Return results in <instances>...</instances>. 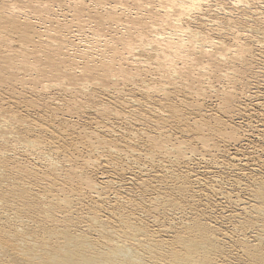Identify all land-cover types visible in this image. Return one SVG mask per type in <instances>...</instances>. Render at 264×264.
I'll return each instance as SVG.
<instances>
[{
    "label": "rangeland",
    "instance_id": "obj_1",
    "mask_svg": "<svg viewBox=\"0 0 264 264\" xmlns=\"http://www.w3.org/2000/svg\"><path fill=\"white\" fill-rule=\"evenodd\" d=\"M245 1L247 6L234 9L231 0H208L201 13H189L180 22L219 35L227 45L233 44L238 30V34L244 33L239 34L241 42L247 39L253 45V53L246 58L243 80L233 72L232 61L220 59L215 66L221 78L217 82L211 80L214 88L205 80L209 73L195 84L193 80L205 71L192 62L183 66L181 61L176 62V68L188 75L170 85L166 70L151 59L149 67L142 65L145 69L138 65L136 70L142 73L130 80L106 78L104 86L72 88L53 78L58 77L54 72L44 76L50 82L49 88L44 89L42 83L32 81L36 73L31 67L42 55L26 53L42 50L46 45L41 42L46 38L35 35L22 41L14 30L9 34L0 28V55L10 58L6 72L11 74L0 83V109L11 119L13 116L21 120L19 130L27 137H37L46 145L45 155L20 144L14 148L13 143L6 152H0V164L18 172L17 180L12 181L14 194L24 189L19 198L12 196L11 187L7 189L9 194L4 191L6 195L0 203V244L4 249L14 253L22 248L37 254H46V249L60 252L61 232L82 236L97 249L105 240L96 232L97 227L89 228L88 220L95 216L104 225L103 233L115 232L117 237L126 224L138 226L143 234L137 238L144 241L140 247L144 264H149L150 253L152 257L166 256L171 250L184 249L182 242L194 236V224L204 226L216 245L214 249L218 248L209 253L207 264L258 263L244 249L249 246L253 251L256 245L264 254V242L256 239L262 234L263 214L255 210L261 202L253 193L258 181H264V50L255 43L264 39V0ZM128 3L131 13L153 7V12L160 11L162 20L167 18L164 9L154 8L150 0L142 2L140 8L131 6L132 0ZM222 8L232 10L237 30L226 21L219 27L208 22L210 18H220ZM55 14L61 22L71 21V30L68 27L62 31L67 39L74 43L88 40L90 32L78 29V22H72L70 13L55 9ZM239 14L243 15L242 20L238 19ZM37 17L45 21L32 20L40 23V30L49 27L44 15ZM50 18L55 24V18ZM156 25L163 27L161 33L173 31L160 22ZM134 46L136 53L154 54L153 46L140 42H134ZM201 46L211 50L208 44ZM78 49L81 48L67 47L61 53L72 54ZM21 61L25 63L19 65ZM234 64L239 70V63ZM59 67L64 73L66 66ZM69 69L73 70L67 67L68 73ZM197 86L203 90L199 96L191 91ZM221 88L234 90L233 110L219 106ZM226 127L228 130L224 131ZM229 128L238 133L233 138L235 142L228 135L222 136ZM200 138L207 141L206 145ZM153 139L160 142V148L154 147ZM178 143L185 145L182 144V151L172 148ZM81 171L90 177L91 189L71 181ZM55 198L67 201L59 208L55 206L50 219L35 208H43ZM31 202L35 205L30 206ZM245 220L252 224L245 228ZM115 235L111 238L116 239ZM131 242L136 244L135 239ZM156 259L160 261L152 262L169 264L162 257Z\"/></svg>",
    "mask_w": 264,
    "mask_h": 264
},
{
    "label": "bare ground",
    "instance_id": "obj_2",
    "mask_svg": "<svg viewBox=\"0 0 264 264\" xmlns=\"http://www.w3.org/2000/svg\"><path fill=\"white\" fill-rule=\"evenodd\" d=\"M89 1L93 5H87L85 0L0 1L1 31H7V33L11 34V31L14 30L15 33L19 34V38L22 41L33 38L35 35L38 36V38H46L45 41L41 42V44H45L46 47H44L42 50L29 51L26 53V55L31 53H39L42 55V57L37 58V62L31 63V67L36 73V76L32 81L42 83L44 89H48L50 85V82L44 76L54 72L60 78L57 76H54L53 78L65 81L67 83L66 86L72 88L78 86L86 89L87 86H104L107 84V82H105L106 78L108 79L115 77L122 79L123 81L130 80L134 76H138L139 72L142 73V71H138V65L141 67L142 65L148 66V63L151 59H154L158 63L157 66L159 68L166 70L165 72L168 74V81L170 85L175 84L178 79H181V77L188 75V72H181L180 68H176L177 61H181L183 66L192 62L196 64L197 67H200V69L205 71V73L198 75L199 77L196 81L193 80L195 84L197 82L199 83L200 78H203L207 75V73H209L208 78L205 80L207 81V85L209 87L214 88L212 86L213 82L211 80H215L217 82L221 78L219 75L220 70L218 66H215V64L219 62L220 59H222L221 61L223 62L232 61V66H234L233 72L238 73V76H240L239 80H243V75L245 73L244 69L247 62L246 58L247 55L253 53V45H250L247 42V39L241 42L240 35L244 33H239L240 35L238 34L237 27L235 28L237 23L234 21L233 12L231 9L222 8L220 10L222 12L220 18H210L208 21L213 25V27H219L221 24H224L225 21L228 26H231V24L234 26L235 30H237V36L235 35L236 38L234 39L233 44L227 45L228 43L226 44L219 35L207 34L199 27H191L189 22H185L184 24L180 23L181 20L184 19L185 16H188L189 13H201L203 11V7L209 4L208 0H150L153 4H155L154 8L159 7L164 9L163 13H166L167 18L163 20L160 18V11L153 12V7L149 10L143 9L144 11L141 13H131L130 9L128 8L130 5L128 1L130 0H116L117 2L113 0L115 2L114 4H111L109 2L110 0H95V2L92 0ZM144 1L146 0H132L133 3L131 6L140 8L142 7L141 3ZM231 1L236 6L234 9H238L241 5H248V2L245 0ZM55 9H62L67 13H70L72 22H78V25H75L78 27V29H85L84 31L87 30L90 32L89 35H87L88 40L82 42L80 39L81 42L74 43L75 41H71L70 38L67 39L66 37L68 36H64L62 31H67L68 27L71 30L69 26L71 21H65L64 19L63 22H61L59 19H57ZM32 14L35 17L32 18ZM43 15L45 16L46 22L48 21L50 25L49 27L44 26L41 28L42 30H40V23L38 21L37 23L32 22V20L37 19L44 23L45 21L43 19L42 21L41 19H38L39 17H37ZM242 16V14H239L240 18L238 19H241ZM50 17L55 18V24L51 22L52 19ZM156 22L170 26L172 28L171 30L173 31L168 34L161 33L163 27H158ZM249 28L251 31L254 30L253 26ZM150 34H153V36L150 37ZM245 37L246 35L244 38ZM78 38L76 39L78 40ZM263 40H257L256 42L254 41L257 43L259 50H264ZM192 41L195 42L193 43ZM134 42H140L143 43V45L149 47L153 46L151 48L152 51H154V54L144 55L141 52L136 53ZM199 44L200 46H198ZM202 44H208L211 50H205L201 46ZM67 47H76L81 49H78V52H74L72 54H69L67 51L65 53H61V50L67 49ZM153 48L155 49L153 50ZM190 48L192 49L190 50ZM100 49L103 50L101 51ZM26 55L23 54L22 59L25 60ZM95 56L96 58H94ZM42 58L44 60H42ZM49 58H53V61H50ZM9 59L10 58L7 56L0 55V83L3 80H7L11 76V74L6 72ZM115 59L117 60L116 63H114ZM76 60L83 61V63L81 64ZM236 62L239 63V70L235 68L237 66L234 63ZM21 63H25V61H21L18 64L20 65ZM135 64L137 66H135ZM61 65H63V67L66 66V68H73V70L69 69L71 72L68 73V69L66 70L64 67L65 72H60V70H63L61 67H59ZM132 65L136 68H133ZM144 67H142V69ZM158 67L157 69L159 70ZM74 70H77L78 73L74 72ZM92 81L96 83L91 84ZM186 88L189 87L186 86ZM161 91L163 92L165 90L161 89ZM191 91L194 93V95L199 96V92L203 90L197 86L192 88ZM219 91L221 94L218 103L219 106L224 107L225 110H229L232 107L231 104L233 99L236 97L234 90L221 88ZM20 121L21 120H19L18 117L13 119L12 116L11 119L7 116L6 112L0 109V152H6L7 149H9L7 147H12L13 143L14 148L20 144L27 148H33L36 151H41V154L45 155L46 152H44V147L46 145H44L45 143L42 142L43 140L39 141L37 137H27L26 134L19 130L22 126ZM226 129L228 130L226 127L224 131H226ZM232 129L229 128L227 134L223 131L224 133L222 136L228 135L231 141L233 138H237L236 134L238 133L235 134L233 131L234 129ZM200 140L203 141L204 139L200 138ZM152 141L156 142L157 140L153 139ZM155 142L154 147L157 148L158 146L160 148V142L157 141L156 144ZM203 142L202 145H204L207 141L205 140ZM182 144L183 143H178V146L176 147L172 145V148L175 151H182V146L184 145ZM51 160L52 159H50V161ZM12 170V168L6 170V167L0 164V203H2L1 201L4 200V195H6L5 192L7 194L11 192L12 196L17 198L24 194V189L16 190L17 194H14L15 190L12 189V181L17 180L16 175H18V172H13ZM71 181L89 189L92 188V181L85 172L81 171L77 173L74 178L71 179ZM4 183H6L5 188L2 187V184ZM8 187H11L10 189H12L10 192L7 190ZM253 193L255 199H258V201L261 202L260 206L257 205L258 207L254 208L260 214H263L261 222L262 234H259L257 236L258 238H256L258 240L257 242L261 243L264 242L263 180L258 181L257 188H255ZM51 201L47 203L48 205H42L43 208L35 207L48 219L52 217L51 211H53L56 207H61V204L66 203L67 200H59L55 198L52 202ZM29 205L33 206L35 204L34 202H31ZM243 210L246 211L247 207ZM88 222L89 228L92 227L94 229V226L97 227V230L95 229L96 232H99L100 234H98L103 240H105V243L97 249H93V244L85 240L82 236H75L69 234L68 232H61L62 241L59 244V247L61 248L60 252L46 249V254H37L22 248L21 251L14 253L13 250L4 249L0 244V264H144L145 257L143 253L141 254L140 250V247L144 244V241L142 240V242L140 241L141 239L137 238L138 235L142 234L137 225V227H135V225L132 226V224H126L125 227H122L121 231L118 232L120 237H117L115 232L114 234L113 232L112 234L108 233L110 236H108L107 233H103L105 232L104 225H102L103 223L99 222L95 216H92ZM251 224V220H245L242 223L244 227L246 225L250 226ZM191 229V233H193L194 236H192L189 240H183L182 244L184 245V249L182 248V254H180L182 250H171L166 256H155L154 254L152 257V255L150 256V253L147 258L150 261L149 264H157L152 261H154V259L157 261L158 259L156 258H158V256L159 258H164V260H169V264H207V257L209 256V253H212V250L216 245L210 241L209 233L204 226L194 224L193 228ZM111 235H115L116 239L111 238ZM132 239H135L136 244L131 242L133 241ZM253 248V251H250L249 246L245 247L244 253L247 256H255L258 259L257 264H264V254L261 253V249L258 250L259 248L256 245ZM141 249H144L143 246ZM154 250H156V246ZM3 258H5L6 261L3 260ZM158 261H160V259Z\"/></svg>",
    "mask_w": 264,
    "mask_h": 264
}]
</instances>
